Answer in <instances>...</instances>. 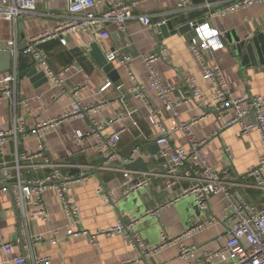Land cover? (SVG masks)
Here are the masks:
<instances>
[{"label": "crops", "instance_id": "0c3cea01", "mask_svg": "<svg viewBox=\"0 0 264 264\" xmlns=\"http://www.w3.org/2000/svg\"><path fill=\"white\" fill-rule=\"evenodd\" d=\"M187 1L189 7L186 12L178 9V0L143 2L134 10V18L127 22L126 32L115 24H108L109 38L104 39L98 34L102 30L91 29L82 34L68 35L66 45L62 44L64 36L57 29L76 17L68 11L67 0H35V10L22 13L15 20L1 22L0 49L9 51L12 61L9 63L6 57L0 58V80L13 76L16 85L14 98L0 101V132L14 130L21 122L30 131L44 121L61 118L71 110L76 99L100 107L98 113L90 118L64 119L40 138L28 131L8 138L0 147V175L1 170H7L13 180L17 181L20 176L21 180L29 182L45 179L58 167L73 181L71 198L78 208L75 220L64 208L57 190L49 189L43 196L48 216L33 217L34 208L29 206L24 217L12 192H0V264H15L13 261L18 257H27L28 264H33L32 257H49L51 264H117L128 259H135L134 264H187L179 258L176 246L143 258L140 252L128 246L123 236L106 237L101 234L102 230L135 220L136 231L149 244H159L162 231L169 237L180 236L198 219L209 223L204 230L186 239L185 245L195 246L199 256L203 250H215L226 243L228 235L224 223L232 211L228 202L221 195L211 196L209 209L203 212L197 208L193 198L176 201L189 185L188 180H180L176 187L167 189L164 179L156 177L140 192L116 203H107L106 192L97 191L100 186L119 191L124 181V170L134 171L137 178L144 173L161 172L160 146L157 144L161 134L149 122L145 104L133 94L134 83L128 75V70L134 73L153 106H163L164 103L149 90V76L142 54L167 57L166 61H158L156 67L163 80L177 88L171 98L184 102L182 120L190 123L197 119L192 131L198 140H207L204 150L214 169L222 172V177L239 191L249 205L264 208L262 192L255 187V179L248 175L264 156L259 132L253 129L250 135L243 136L239 125L219 130L218 118L227 122L235 117V112L231 109L217 112L212 102L206 109L198 106L183 81L186 73L193 74L202 92L213 98L215 90L203 79L201 64L192 49L193 39L180 33H167L160 37L157 31L146 29L139 21L140 16H149L156 24L163 20L171 22L175 29L188 21L209 23L222 34L225 47L204 53L206 63L223 71L233 96L259 97L264 96V64L244 65L242 57L236 55L230 44V38L234 35L242 40L259 35L264 37V3L220 18L211 14L226 0ZM46 34L49 35L39 42V48L45 52L54 72H61L76 62L62 86L45 76L48 82L36 87L27 75H21L32 68L44 73L34 58L26 56L24 51L32 38ZM10 40L17 42L16 50L8 47ZM92 45H97L106 58L110 52L121 50L132 57L130 67L114 62L117 72L114 77L117 80L114 81L91 56ZM75 91H78L77 97L73 96ZM126 109L134 111L133 121L137 125L130 119L108 125L109 120ZM160 119L166 126H171L169 113ZM255 122L253 114L247 118V123ZM94 127L101 130L105 138L122 128L127 130L121 135L118 148L109 161L98 138L77 142V132L87 133ZM169 139L177 146L189 145L181 131L173 133ZM40 144L44 146V156L31 161L20 160L18 172L16 164L20 156L38 154ZM226 148L230 149L233 162ZM139 159L147 170L130 167ZM150 210L158 211V216H148ZM75 221L77 226L73 224ZM71 232L78 235L72 236ZM36 236L42 238L38 243L33 241Z\"/></svg>", "mask_w": 264, "mask_h": 264}, {"label": "built area", "instance_id": "2783aa9c", "mask_svg": "<svg viewBox=\"0 0 264 264\" xmlns=\"http://www.w3.org/2000/svg\"><path fill=\"white\" fill-rule=\"evenodd\" d=\"M146 1L149 0H67L68 11L76 17L57 29V32L64 36L62 44L66 45L67 40L65 38L68 35L82 34L91 29L102 30L98 34L104 39L109 38L108 24H115L121 31L126 32L127 22L134 18V10L139 4ZM263 3L264 0H226L218 5V10L213 11L211 16L224 18L235 12ZM177 7L180 11L186 12L189 7L188 1L178 0ZM32 10H35V0H0V24L4 20H15L22 13ZM139 21L146 29L151 31H157L158 26L167 22L163 20L161 23L156 24L149 16L144 15L139 17ZM196 24L197 22H190L192 27ZM196 33L197 39L192 40V49L201 64L203 79L213 86L215 93L213 98H208L191 73L184 75L185 87L190 90L192 96L197 100L198 106L206 109L212 102L215 104L217 112L229 109L235 112V117L227 122H223L221 117L218 118L219 130L239 125L242 128V135L248 136L253 129H256L261 135L264 149V96H233L223 71L219 67L208 65L204 60V53L215 52L225 47L222 34L205 21L197 25ZM47 35L49 34L36 36L27 42L24 54L34 58L49 80L62 86L68 72L75 68L76 62L61 72H54L48 64L45 52L39 48V42ZM8 47L11 50H16L17 42L10 40ZM141 58L148 72L149 90L164 103L163 106L161 108L153 106L147 97L146 89L140 86L134 73L128 70V75L134 83L133 94L145 104L149 122L155 125L161 134L157 139V144L160 146L161 172L144 173L141 175L142 177L137 178L134 171L124 170V181L119 191L106 190L103 186H100L97 191L98 193L106 192L105 201L107 203H116L140 192L156 177L164 179L167 189L176 187L180 180H188L190 181L189 185L182 190L176 201L193 198L201 211H207L211 196H223L232 210L228 221L224 223L228 238L226 243L219 248L203 250L198 256L196 247L185 245L184 242L206 228L209 222L203 219L196 220L189 230L177 237H169L165 231H162L159 244H149L140 236L135 229L137 220L127 225L118 224L115 227L102 230L101 234L106 237L123 236L128 246L140 252L143 258L151 257L168 247L176 246L179 248V258L187 264H219V262L222 264H264V208L260 209L249 205L239 191L235 190L232 184L222 177V172L214 169L204 150L207 140H198L192 131V127L198 122L197 119L190 123L182 120L181 108L184 102L171 98L177 88L171 83H166L156 67L158 61H166L167 57L157 54H142ZM107 60L110 63L118 61L124 67L129 68L132 57L123 54L121 50H116L107 55ZM15 85L16 79L13 76L0 80V101L14 98ZM73 96L77 97L78 91H75ZM99 107V105L85 104L76 99L71 110L61 118L44 121L30 131L24 122L17 125L14 130L1 131L0 147L7 142L8 138L23 135L28 131L31 135L40 138L49 131L54 130L64 119L90 118L98 113ZM165 113L172 116V123L169 127L160 119ZM252 114L256 118L255 124L247 123V118ZM133 115L134 111L126 109L115 119L109 120L108 125H116L128 119L133 121ZM133 123L137 125V122L133 121ZM94 128V130L87 133L77 132V142L82 143L89 138H98L100 147L106 152L105 158L109 161L118 148L121 135L127 130L122 128L110 137L105 138L101 130ZM178 131L185 133L189 142L187 147L177 146L170 141V135ZM39 151L36 155L22 154L16 164L18 172L21 169L20 160L31 161L44 156L43 144L39 145ZM225 151L233 162L234 159L230 149L226 148ZM133 156H135V153ZM248 175L255 179V187L262 192L264 197V156L257 166L249 170ZM13 178L9 171L1 170L0 184L2 186L0 192H12L15 203L21 208L24 217H26L28 207L33 206V217L46 218L48 214L44 209L43 196L49 189H55L68 214L73 216L75 220L78 218L77 204L71 198L73 181L71 178L64 176L58 167L54 168L50 175L43 180L26 182L18 176V180L11 184ZM158 214L159 212L154 210L147 212V215L152 217H156ZM73 224L77 226V221ZM210 224H212L211 221ZM71 235L75 236L78 233L71 232ZM41 240V236H36L33 241L38 243ZM54 243H57V240ZM31 261L33 264H51L49 257L36 259L32 257ZM13 262L15 264H28L29 260L27 257H18ZM134 262L135 259H128L117 264H134Z\"/></svg>", "mask_w": 264, "mask_h": 264}, {"label": "water", "instance_id": "95a60500", "mask_svg": "<svg viewBox=\"0 0 264 264\" xmlns=\"http://www.w3.org/2000/svg\"><path fill=\"white\" fill-rule=\"evenodd\" d=\"M215 1V0H213ZM189 20V19H188ZM202 21L197 22L193 27L190 25L188 21L187 24L181 26V28L175 29L174 25L171 22H166V24L160 25L157 27V32L160 37H164L167 33L171 35H175L177 33L180 34H188L192 39H197L196 28L198 24H201ZM234 38H230V44L233 46L234 51L238 57H242L243 64H251L253 66L258 65L259 63L264 64V37L259 35L254 38H250L247 40H242L238 36L234 35ZM91 56L96 60L99 67H101L105 73L109 74V76L114 78L116 76V71L113 63L108 62L106 56L101 52V50L97 47V45H92ZM6 57L8 62L12 61L11 53L7 50L0 49V58ZM27 75L36 87H39L48 82V79L45 77L44 73L38 72L36 68L25 70L22 74ZM131 168H137L142 170H147V167L143 163L141 159L134 161L131 165ZM86 173V170H84ZM16 180H11V184H14ZM10 184V185H11ZM2 185L0 184V187Z\"/></svg>", "mask_w": 264, "mask_h": 264}, {"label": "rangeland", "instance_id": "374dc122", "mask_svg": "<svg viewBox=\"0 0 264 264\" xmlns=\"http://www.w3.org/2000/svg\"><path fill=\"white\" fill-rule=\"evenodd\" d=\"M197 208L199 209V207L197 206ZM204 212V211H203Z\"/></svg>", "mask_w": 264, "mask_h": 264}]
</instances>
